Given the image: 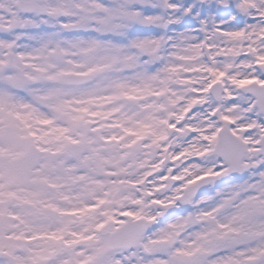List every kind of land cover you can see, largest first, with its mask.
Here are the masks:
<instances>
[{"label":"snow or ice","instance_id":"snow-or-ice-1","mask_svg":"<svg viewBox=\"0 0 264 264\" xmlns=\"http://www.w3.org/2000/svg\"><path fill=\"white\" fill-rule=\"evenodd\" d=\"M0 264H264V0H0Z\"/></svg>","mask_w":264,"mask_h":264}]
</instances>
